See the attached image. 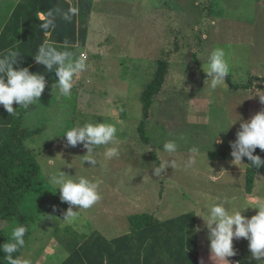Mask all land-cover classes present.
<instances>
[{
  "label": "rangeland",
  "instance_id": "374dc122",
  "mask_svg": "<svg viewBox=\"0 0 264 264\" xmlns=\"http://www.w3.org/2000/svg\"><path fill=\"white\" fill-rule=\"evenodd\" d=\"M100 3L93 14L91 35L84 51L87 71L77 79L70 98L55 97L52 90L55 76L48 86L53 92V111L49 105H42L34 115L36 126L43 130L28 145H35L33 149L39 153L38 182L44 189L42 198L46 199H40L43 205L32 219V229L38 236L30 239L21 257L30 258L33 264H44L51 259L50 255L63 254L56 229L69 233L70 238L97 230L112 240L130 232L131 216L148 213L169 221L194 213L193 234L197 237L200 264H224L212 257L209 230L198 215L204 204L224 199L226 208L253 206L259 203L257 197L264 200V176H258L253 193L247 194L246 165L232 164L229 146L239 130V119L248 121L264 110L259 98L249 94L255 86L264 91V1L100 0ZM216 46L229 54L233 73L228 76L231 84L225 81L226 88L211 91L201 66ZM164 56L170 62V73L147 120L151 144L146 146L137 130L142 119L141 94L153 78L158 58ZM231 85L251 86L249 90L236 91ZM48 113L53 114L50 119H46ZM87 121H105L116 126L119 158L105 159L104 148L100 147L96 167L89 168L91 165L86 162L84 168L80 156L86 154V149L80 145L65 148L63 132ZM234 122L237 123L221 133L213 144L218 126ZM168 140L178 145L177 153L171 157L162 151ZM193 147L199 149L194 156L197 163L185 169L183 162ZM215 151L228 152L229 159L210 160L208 153ZM152 155L161 164L175 159L178 167L167 168L165 174L155 177L151 169L158 165ZM48 158H56L55 167H62L61 171L69 175L99 181L101 199L90 209L80 210L71 223L63 221L69 205L61 202L59 191L55 193L47 182L48 171L54 170L47 165ZM242 162L246 164V158ZM67 164L72 168H66ZM78 210L79 206H73V211ZM257 211L248 208L243 215L251 218ZM48 216L52 219H47ZM3 227L0 223V228ZM233 248L237 254L227 258L229 264H258L251 259L247 240L234 239Z\"/></svg>",
  "mask_w": 264,
  "mask_h": 264
},
{
  "label": "trees",
  "instance_id": "16d2710c",
  "mask_svg": "<svg viewBox=\"0 0 264 264\" xmlns=\"http://www.w3.org/2000/svg\"><path fill=\"white\" fill-rule=\"evenodd\" d=\"M263 1L256 0L258 3ZM57 8L61 12L75 9V14L71 16L70 21H65L58 15L56 27L54 30H50V37L47 38L39 26L42 21L39 20L37 13H47L49 10ZM93 8L94 0H78V3L72 6L64 0H24L13 12L2 40L10 41L9 48H12L13 42L16 43L18 39L13 40V37L8 36L14 29V25L18 24L23 26L27 36L38 37L41 40L40 45L48 40L59 50H63V43L67 40L71 46L69 50L79 55V50L84 48L88 41ZM38 48L35 53L28 52L31 51L28 48L25 51L17 50L21 61L27 56L30 58L26 62H22L21 67L29 66L28 68L33 73L44 74L49 84L54 79L55 73H47L43 65L34 61ZM10 50L12 51V49ZM23 56L25 57L23 58ZM193 57L196 59V54ZM170 67L168 57L158 58L153 78L141 94L142 119L137 130L142 144L146 146L151 144L147 120L156 98L159 97L168 80ZM226 81L231 84L228 77ZM249 86L231 85L236 91L249 90ZM54 93L55 97L59 99L56 92ZM47 102L49 101H46V105L49 104ZM38 106L39 103L31 105L25 110L14 103L13 108L17 110L15 115H9L3 106H0V223L4 225L3 228H0V245L10 240L13 227L24 225L28 228L24 237L25 247L14 256H21L28 247L30 239L37 238L38 232L32 229V219L36 210H39L43 205V201L40 199H46L42 198L44 189L38 182L41 174V165L38 161L39 153L28 147L29 140L42 133L43 130V127L40 128L36 125L28 126L26 122L27 115ZM254 155H260L264 159V152L259 148L256 149ZM208 158L213 161H227L229 155L225 151H215L209 152ZM152 159L158 166L161 164L158 157L152 155ZM248 163L246 158V164ZM260 175L264 176V167L256 170L246 165L245 188L247 194L253 193L256 180ZM129 223L130 232L112 240L105 238L97 230L88 235L71 229L78 234L74 238H70L69 233L64 234L61 233V228L56 229L55 236L67 254V258L60 264H200L197 237L193 234L194 213H188L169 221H160L154 215L144 213L129 217ZM3 256L4 254L0 252V264H6Z\"/></svg>",
  "mask_w": 264,
  "mask_h": 264
},
{
  "label": "clouds",
  "instance_id": "9594fccd",
  "mask_svg": "<svg viewBox=\"0 0 264 264\" xmlns=\"http://www.w3.org/2000/svg\"><path fill=\"white\" fill-rule=\"evenodd\" d=\"M73 14H75V9L61 12L57 8L47 13H37V16L42 21L39 25L41 30L48 35L50 30L55 29L58 15L63 20L70 21ZM62 47L63 50H59L45 40L39 46L34 61L43 65L47 73H55L57 80L52 84V90H55L58 98H70L77 79L88 69L87 57L84 52L77 55L69 50L71 46L67 40L64 41ZM18 58H21L19 52L11 50L7 55L0 56V106H3L9 115L17 113V110L13 108L14 103L25 110L39 103L48 84L44 74L33 73L28 67L18 66ZM201 70L207 78L205 83L211 91H215L218 87L226 88V78L233 73L231 58L224 48L216 46L209 53L206 63L202 64ZM249 94L251 97H258L264 104V91L255 86L249 90ZM237 122L218 126L213 144L218 142L217 138L221 133H226ZM239 122L236 138L229 142L231 162L235 166L247 165L259 170L264 167V159L260 155H254V152L257 148L264 152V110L256 113L248 121H242L240 118ZM61 137L66 139L65 148L80 145L86 149V154L80 156L83 167L86 162L91 165L89 168L96 167L97 156L100 155L97 150L100 147L104 148L102 155L105 159L119 158L117 128L112 123L87 121L82 125L76 124L67 128ZM28 147L35 148L36 146L29 144ZM162 151L170 157L174 156L178 151V145L174 140H168L163 143ZM197 154H199L198 148L189 149L187 158L183 162L185 169L197 163L194 158ZM243 158H247L249 163L244 164ZM55 159H47V165L54 169L48 171L47 182L55 193L59 191L61 202L69 205L67 211L63 213V221L71 223L77 218L80 210L90 209L101 199L99 181L94 182L83 175H69L61 171L62 167H55ZM71 164H67L66 168H72ZM177 167L175 159H168L151 170L155 177H160L165 174L167 168L176 169ZM256 199L259 203L253 206L245 204L238 208H226L227 199H224L219 203L204 204L200 207L198 216L203 218L209 230L212 257L223 261L224 264H229L227 258L237 254L233 248V240L243 238L248 241L251 259L256 260L258 264H264V200L260 197ZM73 206H79V210L73 211ZM248 208L257 209V214L251 218L243 215ZM53 210H56L55 207ZM47 219H52V217L48 216ZM27 232L26 226L17 225L11 229L10 240L0 245V252L4 254L3 259L6 264H33L30 258L14 256L25 247L24 237Z\"/></svg>",
  "mask_w": 264,
  "mask_h": 264
},
{
  "label": "crops",
  "instance_id": "0c3cea01",
  "mask_svg": "<svg viewBox=\"0 0 264 264\" xmlns=\"http://www.w3.org/2000/svg\"><path fill=\"white\" fill-rule=\"evenodd\" d=\"M23 1L24 0H0V56L7 55L8 51L10 49H12V51H17V50H21V49H22V51H25L26 48H28V50H31L28 52L32 53V51H33L35 53L38 46L40 45L41 40L38 39V37L27 36L28 34H26V31H25V29H23V26H19L18 24L14 25V29L10 32L11 35L9 34V36H8V37H13V40L18 39V41L16 43L13 42L12 48H9L10 47L9 44H11L10 41L6 42L5 40H2L3 34L5 33V28L7 27L8 22L10 21V18L12 16L13 12L15 11V9L17 7H19V5L21 3H23ZM64 1H66L68 4L70 3L71 6L74 5L75 3L76 4L78 3V0H64ZM97 6H101L100 0H94L93 14L96 11ZM93 14H92L91 20L93 18ZM22 19H21V21H22ZM90 30H91V22H90ZM90 30H89L88 41H89V38L91 35ZM17 32H18V34H17ZM46 37L49 38L50 34L46 35ZM88 41H87L86 46L79 50L80 52H84L86 50L87 45H88ZM5 47H6V49H5ZM14 47H16V48H14ZM24 57L25 56H23V58ZM18 59L21 61V58H18ZM29 59H30L29 56H27L23 61H21V62L19 61L18 66L21 67L22 62H26ZM27 67H29V66H27ZM48 86H49V84L47 85V87L43 93V96L39 100V106L37 107V109H35L32 113H29L27 115L26 122H27L28 126L36 125L35 122L37 121V117H34V115L40 110L39 107H41L44 103L46 105V101L50 102L48 105H49V108L51 109V102H52L51 96H52L53 92L51 91V88ZM51 110L53 111V109H51ZM52 113L51 114L48 113L46 115V119H50L53 116ZM30 115H32V116L29 117ZM159 220L162 221L161 219H159ZM43 235H45V234H43ZM62 253L63 254H61L59 256L56 253L50 255L51 259L44 264H60L62 261H64L67 258V254L65 252H62ZM50 256H48V257H50ZM54 256H56V257L54 258ZM234 263H236V262H234Z\"/></svg>",
  "mask_w": 264,
  "mask_h": 264
}]
</instances>
